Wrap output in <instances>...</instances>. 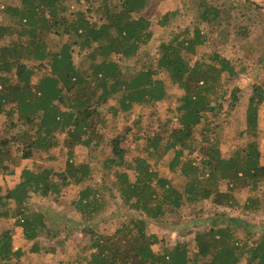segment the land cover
Returning a JSON list of instances; mask_svg holds the SVG:
<instances>
[{
	"label": "trees",
	"instance_id": "obj_1",
	"mask_svg": "<svg viewBox=\"0 0 264 264\" xmlns=\"http://www.w3.org/2000/svg\"><path fill=\"white\" fill-rule=\"evenodd\" d=\"M74 2L78 5L82 0ZM147 4L148 0H121L117 7L105 3L101 6V24L92 22L84 11L70 12L68 0H17L15 5L5 7L3 13L13 24L12 28L0 25V41L14 33L20 41H9L0 47V123L4 119L3 127L12 130L22 122L27 129L10 138H0V172L14 174L9 165L11 143L22 159L63 146L67 169L54 177L51 170L22 168L19 181L0 194V219H15L23 238L31 243L28 252H40L39 238L49 234L43 214L28 209L29 198L58 195L70 183L84 182L86 171L77 174L81 166L76 168L73 164L74 150L77 146L97 144L101 107L114 101V105L107 106V112L116 122L121 113L129 112L135 104L162 101L167 91L165 82L156 78L155 71L159 69L180 90L174 109L177 122L167 137L151 138L149 144L152 149L163 146L159 156H168V172L179 174L184 182L177 187L173 178L159 175L145 158L126 160L119 138L111 139L114 156L106 165L115 168L114 184L122 206L134 215L121 221L113 233L95 235L90 240V257L83 264H240L241 249L247 253L244 264H264V239L254 241L247 250L244 245L238 248L229 224L198 234L191 261L188 247L179 241L162 254L152 248L157 237L147 232L146 218L160 219L166 213L175 214L185 204L210 198L213 204L222 206L227 195L220 193L215 184H209L214 180L234 184L242 178L243 185H249L245 182L249 180L252 188L264 183V162L260 164L261 154L253 138L264 89L255 86L248 97L244 132L253 135L252 141L224 158L220 155L218 134L210 139V128L206 126L204 143L197 148L195 131L205 115L216 110V84L222 74L230 78L237 71L218 53L208 56L209 61H192L189 55L195 53L193 43L202 44L200 40L187 46L183 42L162 43L155 68L148 66L128 73L121 62L135 58L153 37L148 17H135ZM169 14L159 20L161 26L166 25ZM216 17L217 14L214 20ZM204 20L211 18L205 15ZM51 36L63 39L57 49L52 48ZM76 49L85 51L83 66L75 62ZM26 59L32 65L23 61ZM58 135H64L62 141ZM195 152L199 158L192 156ZM124 167L133 172V179L121 171ZM91 193L88 186L83 187L74 201L83 207V214L92 204ZM24 254V249L14 248L8 230L0 233V264L18 262Z\"/></svg>",
	"mask_w": 264,
	"mask_h": 264
},
{
	"label": "rangeland",
	"instance_id": "obj_2",
	"mask_svg": "<svg viewBox=\"0 0 264 264\" xmlns=\"http://www.w3.org/2000/svg\"><path fill=\"white\" fill-rule=\"evenodd\" d=\"M120 1L82 0L77 5L74 0H68V3L70 12L84 11L92 22L101 24L104 22L100 20L103 12L101 6L108 3L117 7ZM16 3L17 0H0V25L12 28L13 22L4 15L3 10L6 6H13ZM166 13H170L166 25L161 26L158 22ZM140 15L148 17L153 37L135 58L122 61V68L128 73L148 66L155 68L160 44L183 42L187 46L188 43L203 40L202 44L193 43L195 53L189 55L191 60L209 61L208 56L218 53L231 63L237 75L227 78L222 74L216 84L215 93L218 97L216 103L213 101V104H216L214 111L216 113H207L195 131L197 148L204 143L202 136L206 132V126L210 128L208 131L210 139L214 134H218V147L220 155L224 158L252 141L253 135L249 136L244 132L245 115L248 97L253 87L259 86L264 89V0H148L146 7L135 17ZM205 15L211 20L205 21ZM51 37L53 39H49L53 44L52 48L57 49L63 39ZM9 41L18 42L20 38L14 33L12 37L1 40L0 47ZM84 56L85 51L76 49L75 62L81 66H83L81 63L85 65ZM23 61L27 65H32L28 59ZM155 72L156 78L163 80L166 85L167 94L162 101L149 105L135 104L129 112L121 113L114 122L107 112V106L115 104L110 100L100 109L97 144L90 147H75L73 164L76 168L81 166L77 174L83 172V169L86 171L85 178L82 177L84 182L70 183L58 195H32L29 198L28 209L43 214L47 225L46 232L49 234L39 238L40 252L33 254L28 252L31 243L23 238L21 228L15 219H0V233L8 230L13 237L14 248L25 251L24 256L13 264H83V260L90 257L92 252L90 240L95 235L113 233L121 221H127L134 215L122 206L120 194L114 184L115 168L106 165L107 160L114 156L111 146V139L114 137L119 138V145L126 160L135 157L145 158L153 169L156 168L159 175L173 178L172 181L177 187L183 184L182 176L177 173L171 175L168 172L165 165L168 156L164 154L160 158L163 146L158 145L152 149L149 144V139L158 137L164 139L176 126L175 100L180 94V90L171 83L166 72L159 69ZM257 115V129L253 138L261 154L262 164L264 103L258 107ZM14 118L16 120V116ZM3 120L2 125L0 123V138H10L12 134L26 132L27 127L22 122L9 130L3 127ZM63 138L64 135H58L60 141ZM11 144L9 146L12 149V161L9 165L14 169V174L6 175L0 172V194H4L19 181L20 171L24 167L37 172L51 170L52 174L55 173V176L52 175L54 177L67 169L66 150L63 146L49 153L35 152L32 158L22 159ZM192 156L199 158L200 154L195 152ZM121 171L128 172L133 179V172L130 169L124 167ZM245 182L249 185L244 186L242 178L234 184L215 180L209 183L212 186L215 184L220 193L227 195L223 197L222 206L213 204L210 198L185 204L175 214L166 213L160 219L146 218L147 232L157 237L156 243L152 246L153 250L162 254L179 241L188 247V258L191 261L196 252L195 237L223 228L227 224L233 227L234 242L238 248L244 245L247 250L254 241L264 239V183L252 188L251 181ZM86 186L92 191L90 198L92 204L84 212L86 214H83V207H78L74 201L78 199L81 189ZM83 216L86 218L83 219ZM241 251L243 253L240 264H244L247 253H244L245 250ZM237 252L240 250L237 249Z\"/></svg>",
	"mask_w": 264,
	"mask_h": 264
}]
</instances>
